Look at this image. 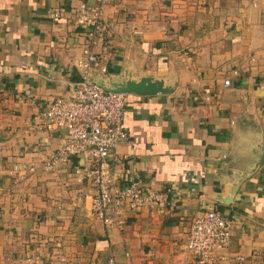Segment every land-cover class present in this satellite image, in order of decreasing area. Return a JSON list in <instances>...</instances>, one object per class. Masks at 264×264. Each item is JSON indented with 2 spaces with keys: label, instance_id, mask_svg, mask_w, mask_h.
I'll return each mask as SVG.
<instances>
[{
  "label": "crops",
  "instance_id": "1",
  "mask_svg": "<svg viewBox=\"0 0 264 264\" xmlns=\"http://www.w3.org/2000/svg\"><path fill=\"white\" fill-rule=\"evenodd\" d=\"M93 3L0 0V264H199L186 241L211 209L231 221L212 264H264V0H112L92 35ZM87 45L127 94L110 180L163 197L112 225L82 160L44 168L64 137L33 124Z\"/></svg>",
  "mask_w": 264,
  "mask_h": 264
},
{
  "label": "built area",
  "instance_id": "2",
  "mask_svg": "<svg viewBox=\"0 0 264 264\" xmlns=\"http://www.w3.org/2000/svg\"><path fill=\"white\" fill-rule=\"evenodd\" d=\"M111 2L94 0L93 4L82 6L79 22L92 25V35L102 29V9ZM84 53L87 59L83 62L82 79L67 81L70 95L47 102L33 124L36 130L63 133L64 143L48 156L44 168L56 170L71 157L82 160V170L92 179L96 190L92 196V213L105 225H112L119 223L126 211L163 201V197L146 191L138 182L125 186L111 182L107 159L129 135L123 123L127 94L98 82L92 74L98 64V55L90 45L85 47ZM229 84L226 81V85ZM230 238L231 221L211 209L191 224L186 247L199 264H212L217 253L228 246ZM107 264L117 263L110 257Z\"/></svg>",
  "mask_w": 264,
  "mask_h": 264
},
{
  "label": "water",
  "instance_id": "3",
  "mask_svg": "<svg viewBox=\"0 0 264 264\" xmlns=\"http://www.w3.org/2000/svg\"><path fill=\"white\" fill-rule=\"evenodd\" d=\"M115 90H117V89H115ZM119 91H122V90H119Z\"/></svg>",
  "mask_w": 264,
  "mask_h": 264
}]
</instances>
